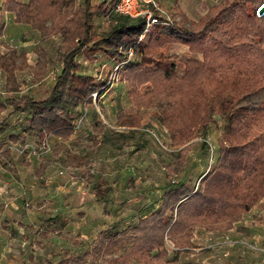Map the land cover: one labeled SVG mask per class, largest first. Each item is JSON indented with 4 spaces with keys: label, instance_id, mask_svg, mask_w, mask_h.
<instances>
[{
    "label": "rangeland",
    "instance_id": "1",
    "mask_svg": "<svg viewBox=\"0 0 264 264\" xmlns=\"http://www.w3.org/2000/svg\"><path fill=\"white\" fill-rule=\"evenodd\" d=\"M15 1L34 11L45 5ZM151 1L163 22L145 27L140 42L148 46L156 34L172 41L165 51L177 57L175 82L162 75L147 81L143 71H129L141 62L132 50L124 62L82 52L76 60L81 74L95 79V93L73 113L70 133L42 141L27 131L33 111L26 104L49 97L68 47L115 28L119 0H76L31 23L27 13L7 12L6 0H0V264H264V199L228 231L168 235L159 218H149L161 210L168 191L198 189L226 131L216 115L207 139L192 127L189 141L175 145L169 126L180 127L185 118L160 116L153 104L157 88H184V62L204 63V49L221 56L215 47L220 39L229 43L222 34L232 37L245 25L243 15L253 16L264 0ZM85 12L91 14L89 30ZM251 54L245 57L254 61ZM263 99L264 91L253 93L241 104L257 106ZM139 226L144 237L164 236V242L149 249Z\"/></svg>",
    "mask_w": 264,
    "mask_h": 264
},
{
    "label": "trees",
    "instance_id": "2",
    "mask_svg": "<svg viewBox=\"0 0 264 264\" xmlns=\"http://www.w3.org/2000/svg\"><path fill=\"white\" fill-rule=\"evenodd\" d=\"M7 1L4 4L7 12L18 16L27 13L26 18L31 19L27 22L31 23L32 20L52 16L61 4H73L76 0H45V5L35 11L29 8L30 5L15 0ZM257 9L253 16L243 15L245 25L240 29L235 28L232 37L225 32L222 34L229 38V43H222L220 39L219 45L215 47L216 51L222 53L221 56L204 49V63L189 59L184 62L187 70L180 79L184 88H157L153 98V104H156L164 120L173 119L175 115L176 119L178 116L185 118L180 127L169 126L175 145H185L189 141L188 131L192 127L201 128L203 137L207 139L210 124L216 115L226 123L215 165L201 180L198 189L189 192L182 185L168 191L164 195L161 210L149 217L159 218L157 224L165 227L168 235L179 232L188 235L196 228L231 230L264 199V99L257 106L241 104L253 93L264 91V15L257 16ZM84 15L89 30L92 28L91 14L85 12ZM115 21V28L106 37L81 39L79 43L68 47L63 68L49 97L26 104L33 111L32 123L27 131L45 141L50 136H60L73 130V113L95 93L92 89L95 79L83 76L76 60L82 52H104L111 60L124 62L132 50L141 62L129 68V71L137 74L143 71L141 73L147 81H154L160 75L166 81L174 78L177 57L165 51L168 44L172 43L169 38L156 34L148 46H143L140 37L146 27L144 19L117 15ZM160 22L163 20L160 19ZM250 22L251 26L248 25ZM199 24L202 25L201 22ZM39 26L38 23L34 27ZM63 28L60 31L66 37L67 31ZM255 38L259 40L258 44L252 43ZM248 52H254L251 54L254 61L245 57ZM253 63L258 66L249 69ZM148 69L152 70L145 71ZM209 149V145L204 143L203 150L208 152ZM143 230L141 226L136 228L140 232V241L149 245V249H157L158 241L164 242V236L161 241L151 236L144 237ZM170 241L175 248L181 247L175 239Z\"/></svg>",
    "mask_w": 264,
    "mask_h": 264
},
{
    "label": "built area",
    "instance_id": "3",
    "mask_svg": "<svg viewBox=\"0 0 264 264\" xmlns=\"http://www.w3.org/2000/svg\"><path fill=\"white\" fill-rule=\"evenodd\" d=\"M154 1L149 0H119L116 4L114 13L119 16L129 17L131 19H144L146 27L151 28L160 23L159 5H153L154 10L150 7Z\"/></svg>",
    "mask_w": 264,
    "mask_h": 264
},
{
    "label": "water",
    "instance_id": "4",
    "mask_svg": "<svg viewBox=\"0 0 264 264\" xmlns=\"http://www.w3.org/2000/svg\"><path fill=\"white\" fill-rule=\"evenodd\" d=\"M258 15L259 17H262L264 15V3L259 7Z\"/></svg>",
    "mask_w": 264,
    "mask_h": 264
}]
</instances>
